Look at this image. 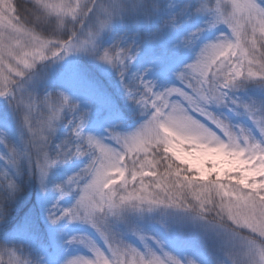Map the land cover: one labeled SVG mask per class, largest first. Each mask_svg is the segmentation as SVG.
Instances as JSON below:
<instances>
[{
    "label": "snow or ice",
    "instance_id": "6c2138e0",
    "mask_svg": "<svg viewBox=\"0 0 264 264\" xmlns=\"http://www.w3.org/2000/svg\"><path fill=\"white\" fill-rule=\"evenodd\" d=\"M28 4L0 0V98L10 106L18 129L17 141L0 129V162L6 169H0V222L22 191L17 182L22 161L32 165L29 171L42 190L59 167L84 161L63 181L52 183L59 197L48 219L54 225L64 220L85 224L100 241L73 235L68 243L90 255L73 256L64 264H196L142 226L178 200L192 228L222 239L226 259L218 264H264V3L217 0L213 8L200 0ZM221 24L230 32L203 39ZM143 49L154 56L140 68ZM183 53L190 54L187 60ZM72 54H83L107 75L118 76L134 114L145 118L135 131L110 128L106 138L87 131L90 112L83 102L63 86H49L47 69ZM172 63L180 66L173 70ZM157 64L159 75L151 79ZM79 85L92 91L85 80ZM250 86L261 95L243 94ZM173 94L184 97L187 107L167 102ZM37 102L50 112L39 125L33 112ZM218 109L247 118L251 127ZM26 132L31 133L27 140ZM62 135L63 143L49 144ZM50 148L55 155H49ZM146 177L153 178L157 191H148ZM189 196L196 203L185 207ZM66 198L72 203L62 207ZM24 215L29 224L32 210ZM3 254L8 264H35L0 247Z\"/></svg>",
    "mask_w": 264,
    "mask_h": 264
},
{
    "label": "trees",
    "instance_id": "16d2710c",
    "mask_svg": "<svg viewBox=\"0 0 264 264\" xmlns=\"http://www.w3.org/2000/svg\"><path fill=\"white\" fill-rule=\"evenodd\" d=\"M52 2L55 3L57 0H52ZM200 2L207 4L209 8H213L217 0H200ZM219 2L221 4H230L231 0H219ZM240 2H243V0H240ZM261 2L264 3V0H261ZM12 3L19 6L21 4H28V0H12ZM28 6L30 7V4ZM221 32L229 33L230 29L226 25L221 24L217 29L205 32L203 39H213L220 35ZM175 39L176 37L169 38L170 41H174ZM189 55L188 53H183L181 58L187 60ZM153 56L154 52L143 49L136 66L142 68L148 65ZM77 59L80 63H84L82 56H78ZM179 66L178 63L169 65L173 70ZM86 72L91 80L89 83L92 86L91 92H85L80 88L79 83L73 80L57 82L51 86H63L88 108L90 118L87 131L105 138L108 136L107 130L110 128H116V130L123 133L135 131L145 118L139 116L138 112L134 114L133 106L128 102L127 97L118 86V76L115 73L109 76L91 63L86 66ZM159 72L160 65L157 64L154 66V70L150 73L149 78H157ZM243 94L259 97L261 92L258 88L250 86L247 92ZM167 102L176 104L178 108L187 107L185 98L177 94H173ZM150 105L151 101H149ZM218 111H224L225 115L234 122L251 127V122L247 118L237 117L226 110L218 109ZM33 112L36 116L34 123L37 125L50 115L49 111L40 107L39 102H37V107L34 108ZM190 115L200 120H205V117L201 116L199 112H192ZM60 119L65 125L67 124V119L62 113ZM0 129L8 131L10 138L14 141L18 140V129L15 125L11 108L2 98H0ZM30 136L31 133L26 132L25 139L27 140ZM64 140L65 136L62 135L60 139L50 138L48 142L49 144H61ZM69 147L73 148L71 144H69ZM96 152L99 154V148L96 149ZM49 155H55L51 148L49 149ZM166 155L171 156V153H167ZM128 159H132V156L129 155ZM33 160H35V157H33ZM21 163L23 171L22 175L17 178V182L20 183L22 191L17 201L9 206L8 218L0 222V243L8 244H0V247L15 251L16 256L20 259H32L35 264H64L72 254L82 253L90 255L88 250L83 246L70 244L68 241L73 235L81 233L90 235L97 241H100L99 236L92 228L78 222L71 223L68 220L54 225L48 219L49 211L56 204L59 197V194L52 188V183L63 181L67 175L72 174L78 167L82 166L84 161L59 167L53 174V180L49 182L48 189L44 190L42 200H40L39 195L41 188L38 179L29 171L32 165H29L27 161H22ZM181 167L185 166L182 165ZM0 169H4L2 162H0ZM4 170L6 171V169ZM163 170L162 167L158 166L159 172H163ZM125 175L127 177V172ZM152 179L148 177L144 178L145 184L150 185L148 188L150 192L157 191L155 185L152 184ZM83 186V184L79 186L81 192L83 191ZM136 186L139 187L138 184ZM76 189L77 186L73 185V191H76ZM119 194H123V192ZM71 203L72 200L66 198L61 201V206L67 207ZM175 204L176 207L167 210L166 214L160 212L152 214L151 218L143 222L142 226L164 239L167 247L183 259H191L196 264H218V262L224 261L226 257L224 255L225 249L222 239L215 236H206L202 231L192 228L185 214L181 212L182 209H180L178 201ZM25 209L32 210L31 222L29 224H26ZM50 227H53V232L50 231ZM247 231V229L241 230L242 234H247ZM21 232H23L22 236L19 235ZM129 239L131 240L132 238L129 237ZM173 240H179L181 245H176L173 243ZM136 243L139 244L138 242ZM0 259L3 260V264H8L9 256L3 254L0 255Z\"/></svg>",
    "mask_w": 264,
    "mask_h": 264
},
{
    "label": "rangeland",
    "instance_id": "374dc122",
    "mask_svg": "<svg viewBox=\"0 0 264 264\" xmlns=\"http://www.w3.org/2000/svg\"><path fill=\"white\" fill-rule=\"evenodd\" d=\"M78 56L83 57L84 63L83 62L80 63L78 61V59H77ZM89 63H91L95 67H98L97 65L99 62H94V61L90 60L88 57L84 56L83 54H72V55L66 57L63 61H61V62L57 63L56 65L52 66L51 68L47 69V71L49 73V79H48L47 83L49 84V86L56 84L57 82H63L65 80H73V81L78 82V83L80 80H85L88 83H90L91 82L90 77H89L88 73L86 72V66ZM43 192H44V190H42V189L39 190L40 200L43 199ZM178 203L180 204L179 200H178ZM194 203H196L194 198L189 196L188 200L185 201V207H187L188 204H194ZM50 231L51 232L54 231L53 227H50ZM130 238H132V237H130ZM173 243H175L176 245H181V242H179V240H173ZM76 255H86V254H82V253L72 254L69 258L76 256Z\"/></svg>",
    "mask_w": 264,
    "mask_h": 264
}]
</instances>
